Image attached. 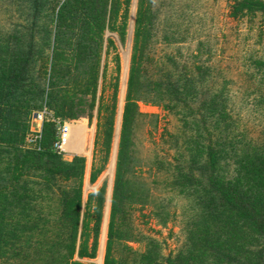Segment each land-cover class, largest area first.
<instances>
[{
    "label": "rangeland",
    "instance_id": "rangeland-1",
    "mask_svg": "<svg viewBox=\"0 0 264 264\" xmlns=\"http://www.w3.org/2000/svg\"><path fill=\"white\" fill-rule=\"evenodd\" d=\"M65 1H46L40 7H45V11L36 15L37 10L30 0H0V43L21 39L26 44L30 40L39 46L44 37L40 28L51 25V14H45L54 8L58 10ZM231 2L148 0L146 6L150 9L144 15L146 30L141 38L145 46L138 55L140 82L135 95L142 116L125 141L122 155H119L122 116L139 0H131L124 41L117 33L107 30L102 48L98 49L96 45L90 46L86 40H80L75 35L76 29L74 33L61 34L57 43L60 55L54 67V81L58 84L53 93L56 98L50 101L44 97L42 102L38 99L41 106L31 111L26 150H41V142L36 147L27 143L32 128H37L36 123L33 124L34 114L47 110L45 130L49 129V124L60 121L52 107L59 103L63 89L71 90L76 83L85 82L97 54L101 58V72H106L105 80L100 79L97 106L102 87H105L103 97L111 103L109 97L117 73L116 55L120 58L111 154L108 165L95 183H90L89 178L92 162L99 156L95 154L94 157L97 106L92 120L86 117L65 120L69 125H75L70 126L71 140L69 138L62 158L69 161L79 155L86 159L84 206L90 193L102 187L106 191L96 258L81 260L76 255L75 261L103 264L117 178L119 198L116 201L114 257L118 264H166L170 259L179 264L182 261L180 255L191 247V233L195 223L202 218V207L210 201L205 192L209 190L215 194L210 183L212 171L204 157L198 163L192 161L191 153L198 144L195 141L205 140L185 126L183 110L188 105L196 113L191 119L201 121L196 109L198 103L225 85L230 97L229 106L236 111L232 113L238 115L237 120L243 121L238 120L237 131L253 127L260 135L264 129L257 126L260 122L264 124V104L258 105L262 101L260 90L264 88L258 75L260 67L256 64L264 60V16L256 17L251 25L243 19L235 20L229 13ZM30 30L36 35L32 39H28ZM13 34L19 37L14 38ZM108 40L113 41L114 48L109 46ZM49 52L47 49L46 53ZM1 70L0 66V73ZM186 86H193L200 95L195 99L186 98L184 94L171 95L173 89L183 92ZM85 100L89 107L91 95ZM208 123L212 126L213 119ZM69 145L79 148L69 151ZM0 149L10 148L3 144ZM3 161H0L2 166L9 162L8 155ZM44 178L35 168L20 182L6 184L5 189V182L0 181V191L7 197L0 203V222L6 226L9 241L5 247L6 259L0 260V264H70L72 225L64 216V203L76 184L59 178L46 182Z\"/></svg>",
    "mask_w": 264,
    "mask_h": 264
},
{
    "label": "trees",
    "instance_id": "trees-1",
    "mask_svg": "<svg viewBox=\"0 0 264 264\" xmlns=\"http://www.w3.org/2000/svg\"><path fill=\"white\" fill-rule=\"evenodd\" d=\"M46 1L49 3V0H30L37 10L36 15L45 11V7H40ZM146 3L148 0H139L119 155L123 154L125 141L131 136L138 118L142 116L135 95L140 82L138 55L145 46L141 41L146 30L144 15L150 9ZM130 4L131 0H66L58 10L54 8L52 12L48 10L45 14H51V25L40 28L44 37L39 46L33 45L29 40L27 47L21 39L0 43V146L8 144L10 148L5 151L0 149V161L6 155L9 158L4 166L0 162V181L5 182V189L6 184L20 182L29 171L36 168L44 175L46 182L59 178L76 184L71 196H67L64 203V216L72 225L70 264H86L75 261L76 255L81 260L96 258L106 191L102 187L97 192L90 193L84 206L86 159L75 155L69 161L64 160L54 150L57 140L55 123L49 124L48 130L43 129L41 150L24 149L29 131L28 117L32 110L41 106L38 99L42 102L44 97L50 101L56 98L53 93L58 84L54 81V67L60 55L57 43L60 42L61 34L74 33L76 29L75 35L80 40H86L90 46L96 45L98 49L102 48L107 30L117 33L121 41H124ZM229 13L231 18L243 19L246 24L251 25L256 17L264 16V0H232ZM28 32V39L36 36L33 30ZM261 32L262 30L260 35ZM13 37L18 38L19 35L13 34ZM108 44L114 48L112 40H108ZM47 49L49 53H46ZM115 60L117 73L112 86L113 92L109 97L111 103L103 97L105 87H102L97 106L100 79L106 78L105 70L101 72V58L97 54L85 82L76 83L71 90L63 89L59 103L54 107L49 104L55 116L62 122L85 117L92 120L97 106L94 157L95 154L99 156L92 162L90 183H95L104 172L111 154L119 91L118 55ZM256 64L260 67L258 75L264 88V60L257 61ZM172 91L170 93L174 97L184 94L186 98L195 99L200 95L193 86H186L180 93L174 89ZM228 93L223 85L198 103L196 109L202 117L201 121L191 119L196 113L190 105L183 110L185 126L195 130L205 140L195 141L198 144L191 153L192 161L198 163L204 157L212 171L210 183L216 196L209 190L205 192L210 201L202 207V218L195 223V230L191 233V247L185 254L180 255L183 259L179 264H264V129L260 135L256 134L253 127L242 132L237 131L240 119L237 120L238 115L232 113L236 111H232L229 106ZM88 95H91V103L86 107L85 99ZM259 97L262 101L258 105H263L264 89L260 90ZM209 119H213L210 127ZM257 126L259 129L264 128L262 122ZM118 186L119 178L115 184L103 264H118L114 257ZM6 198L0 191L1 204ZM213 201H217L216 204ZM7 236L6 226L0 222V260H5L7 256ZM148 258L151 259V256L148 255ZM166 264L176 263L170 259Z\"/></svg>",
    "mask_w": 264,
    "mask_h": 264
},
{
    "label": "built area",
    "instance_id": "built-area-1",
    "mask_svg": "<svg viewBox=\"0 0 264 264\" xmlns=\"http://www.w3.org/2000/svg\"><path fill=\"white\" fill-rule=\"evenodd\" d=\"M48 115L49 113L47 110H43L39 113H35L33 119L39 121L42 127L48 118ZM55 127L57 131V140L54 143V150L63 155L66 150L65 147L69 141L70 125L67 121H55ZM30 133L31 134L27 138V143L35 147L38 146L42 139V128L40 131H31Z\"/></svg>",
    "mask_w": 264,
    "mask_h": 264
},
{
    "label": "crops",
    "instance_id": "crops-1",
    "mask_svg": "<svg viewBox=\"0 0 264 264\" xmlns=\"http://www.w3.org/2000/svg\"><path fill=\"white\" fill-rule=\"evenodd\" d=\"M34 123H36L35 125H36V129L34 130L33 128H32V131H40L41 130V128L43 129V126H44V124H43V126L41 127V124L39 123V121H37V120H35V119H33V124ZM73 125H75V124H72V125H70L71 127L73 126ZM77 129H79V127L77 126ZM43 131V130H42ZM69 138H70V140H71V134H69ZM77 148H79V146H71V145H69V151H73V150H76Z\"/></svg>",
    "mask_w": 264,
    "mask_h": 264
}]
</instances>
